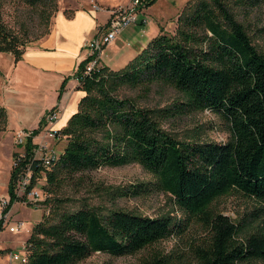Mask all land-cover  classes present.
<instances>
[{
    "label": "trees",
    "instance_id": "obj_1",
    "mask_svg": "<svg viewBox=\"0 0 264 264\" xmlns=\"http://www.w3.org/2000/svg\"><path fill=\"white\" fill-rule=\"evenodd\" d=\"M22 2L48 22L52 0ZM240 2L246 7L264 4V0ZM0 30V52L11 53L17 61L25 42ZM159 30L118 70L101 65L82 74L88 59L79 63L74 76L77 89L84 94L77 110L59 129L65 136L64 147L45 176L48 195L44 200L49 212L27 238L26 264H75L94 252L133 254L183 233L191 220L207 234L202 245L193 248L199 264H264V227H246L247 223L213 207L218 198L235 192L259 202V209L264 210V55L222 0H197L181 11L174 34ZM66 80L61 82L58 99ZM161 85L178 92L167 106H140L135 99L118 94L122 86L148 93ZM203 110L224 120L228 140L179 139L162 126ZM3 118L0 106L1 122ZM43 122L44 116L38 128ZM130 162L138 163L154 178L137 185L133 193H167L185 214L183 220L122 209L102 213L86 205L61 208L64 199L55 192L63 179ZM14 178L12 167L8 208L22 200L13 193ZM142 264L165 263L153 254Z\"/></svg>",
    "mask_w": 264,
    "mask_h": 264
},
{
    "label": "rangeland",
    "instance_id": "obj_2",
    "mask_svg": "<svg viewBox=\"0 0 264 264\" xmlns=\"http://www.w3.org/2000/svg\"><path fill=\"white\" fill-rule=\"evenodd\" d=\"M148 1L150 0H142V3L133 9L136 20L124 26L114 42L102 48L100 65L102 63L108 69L118 70L124 67L131 57L136 56L135 49L140 43L147 45L157 29L158 33L161 28L168 34H174L181 11L197 0H151L153 2L147 5ZM222 1L227 4L237 20L243 23L252 44L264 55V4L246 7L240 0ZM130 4L131 0H52L50 17L46 22L40 19L37 10L24 4L22 0H0V29L19 37L25 42L24 47H26L47 33L52 18L58 11L70 15L74 9H91L98 11L99 18L104 19L106 15L111 17L118 9L128 8ZM141 18L146 19L145 24L139 22ZM9 56L11 55L7 52H0V106L4 109V122L0 121V198L7 194L10 171L17 152V147L13 143V132L29 127L35 121L42 106L53 102L54 99L59 101L64 92L63 90L58 99L57 93L61 82L56 84L48 79L43 81L27 79L22 75L25 69L12 63ZM6 77L12 83L10 87H15L18 89L16 92L20 91L23 94L21 100L23 102H19L17 100L19 98L6 87L9 86L5 83ZM118 94L133 98L140 106L147 107L167 106L178 96V92L167 85L153 86L148 93H144L141 89L122 86ZM162 126L179 139L193 137L201 141L225 142L229 138L224 120L209 110L189 113L175 120L166 121ZM64 143L65 140H57L54 148L60 153ZM153 181V176L136 162L121 166L104 165L63 179L55 196L64 199L61 208L67 210L86 205L102 213L122 209L147 216L169 214L178 221L183 220L185 214L167 193L158 190L142 194L133 193L132 190L137 185ZM45 184V177L37 181V185L43 191ZM42 196L43 199L46 198L45 194ZM49 207V203H45V200L38 201L37 206L20 200L12 203L10 217L7 221L4 218L0 230L3 257L0 264H4L8 250L21 251L23 241L29 236L25 230L10 232L8 226L23 221L24 225L32 230L33 226L48 214ZM213 207L224 215L247 223L246 227L250 225L264 227V210L259 209L260 203L254 199L234 192L229 196L218 198L213 203ZM206 237L203 228L191 220L183 233L172 234L133 254L114 256L94 252L75 264H142L153 254L160 256L165 264H199L193 248L197 244L202 245L201 240H205Z\"/></svg>",
    "mask_w": 264,
    "mask_h": 264
},
{
    "label": "built area",
    "instance_id": "obj_3",
    "mask_svg": "<svg viewBox=\"0 0 264 264\" xmlns=\"http://www.w3.org/2000/svg\"><path fill=\"white\" fill-rule=\"evenodd\" d=\"M142 3V0H131L128 8L118 9L114 15L109 17L104 24L96 29L93 36L87 40L83 47L86 50V57L88 61L82 74H88L93 69L101 66L99 63L100 52L104 46L115 40L118 32L131 21H135L133 16V9ZM141 23L145 24L146 19L141 18ZM78 81V78H76ZM58 114L56 110L49 109L44 115V122L38 128H21L13 132V143L17 147V152L14 155L12 167L15 168V178L13 193L16 198L22 199L26 203L35 204L42 201L43 194L47 195L46 191L42 190L37 185V181L46 176V172L50 171L58 159L59 151L54 148L57 140H65V136L55 128ZM38 131L34 133V129ZM29 147L27 149V145ZM38 172V175L36 174ZM33 185L31 186L32 182ZM10 195L0 198V221L3 224L10 217ZM1 224V229H2ZM5 224V223H4ZM0 229V230H1ZM10 232H20L25 230L31 233L30 228L24 225L23 221L14 223L8 226ZM29 237V236H28ZM27 239L23 241L21 251L10 249L5 254L4 264H26L28 249ZM0 246V260L3 258L1 255Z\"/></svg>",
    "mask_w": 264,
    "mask_h": 264
},
{
    "label": "crops",
    "instance_id": "obj_4",
    "mask_svg": "<svg viewBox=\"0 0 264 264\" xmlns=\"http://www.w3.org/2000/svg\"><path fill=\"white\" fill-rule=\"evenodd\" d=\"M99 16L98 11L83 8L74 9L70 15L58 11L52 18L47 33L24 47L20 59L15 61L14 56L9 53L12 63L14 62L21 69H25V73H22V75L27 79H39L40 81L48 79L60 84L67 78L61 99L59 101L54 99L53 102L44 104L35 121L29 127L24 128L37 126L46 111L56 106L54 110H56L58 118L54 127L61 129L77 110L78 101L84 92L77 89L78 81L74 74L79 63L86 57L84 43L93 36L96 29L104 24L109 17L106 15L104 19H100ZM139 22L141 23L140 20ZM157 34L158 29L152 37ZM143 47H145L144 43H140L138 48L135 49V53L138 54ZM131 59L132 57L129 60ZM101 65L103 66L102 63ZM4 80L5 83L9 84V86H6L7 84H4V86L19 98L17 99L19 102H23L21 101L23 94L20 91L16 92L18 89L15 87H10L12 83L9 78L6 77Z\"/></svg>",
    "mask_w": 264,
    "mask_h": 264
}]
</instances>
